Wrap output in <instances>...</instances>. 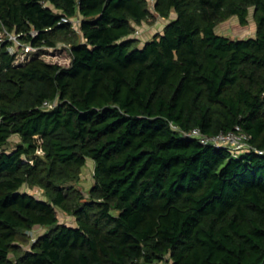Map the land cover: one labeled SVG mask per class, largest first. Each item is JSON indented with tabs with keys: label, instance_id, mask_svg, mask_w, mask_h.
Returning <instances> with one entry per match:
<instances>
[{
	"label": "trees",
	"instance_id": "obj_1",
	"mask_svg": "<svg viewBox=\"0 0 264 264\" xmlns=\"http://www.w3.org/2000/svg\"><path fill=\"white\" fill-rule=\"evenodd\" d=\"M251 8L255 37L216 31ZM3 28L41 50L0 49V264H264V153L183 135L240 125L264 150V0H0Z\"/></svg>",
	"mask_w": 264,
	"mask_h": 264
},
{
	"label": "rangeland",
	"instance_id": "obj_2",
	"mask_svg": "<svg viewBox=\"0 0 264 264\" xmlns=\"http://www.w3.org/2000/svg\"><path fill=\"white\" fill-rule=\"evenodd\" d=\"M176 17V13L172 12L168 18H155L154 20H146L141 25L136 26V33L135 37L139 39L141 44L145 41L152 39L157 33H160L164 30V27L168 22ZM76 29L79 30V26H76ZM216 31L220 34L228 36L230 38H249L256 36V22L253 18V8L250 9L248 15V24L242 26L239 23V19L237 16H231L230 18L221 21L217 27ZM45 58H62L67 59V54L63 50H53L47 51L44 55ZM20 142V138L18 135H13L10 138L9 144L7 148L12 149ZM94 162L92 159H88L87 163L82 169L79 181L76 183L77 187L80 188L85 194H88L89 189L94 184ZM24 190L35 194L37 197H42V191L36 187H29L25 186ZM58 218L61 223H65L68 225H75V219L72 216H69L62 212L61 210L58 211ZM45 231L44 228L36 226L31 231L25 232L23 237L17 242V245L20 249L26 250L30 249L32 243L34 242L35 238L42 234Z\"/></svg>",
	"mask_w": 264,
	"mask_h": 264
},
{
	"label": "built area",
	"instance_id": "obj_3",
	"mask_svg": "<svg viewBox=\"0 0 264 264\" xmlns=\"http://www.w3.org/2000/svg\"><path fill=\"white\" fill-rule=\"evenodd\" d=\"M63 22H72L73 27L79 26L80 19L75 18H62ZM32 34L36 35L37 32L33 31ZM22 33H16L9 31L7 28H3L0 31V49L3 44H7L8 50L15 55V64H20L28 60L33 54H37L41 48L34 46L31 43H26L21 39ZM68 46L66 44H61ZM53 103L45 102L43 106L53 107ZM185 137H191L198 139L203 144H212L218 148H226L234 156H238L241 153L255 150L256 152L263 154L264 150H258L254 148L250 142V136L244 132L240 125H236L229 131H221L220 133L209 136L205 134L200 128H194L190 131L183 132ZM154 264H163L162 262Z\"/></svg>",
	"mask_w": 264,
	"mask_h": 264
}]
</instances>
